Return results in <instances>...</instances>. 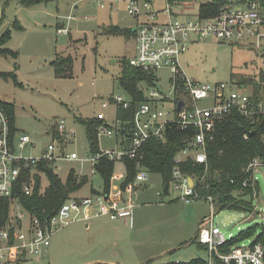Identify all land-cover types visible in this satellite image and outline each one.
<instances>
[{
	"label": "rangeland",
	"instance_id": "rangeland-1",
	"mask_svg": "<svg viewBox=\"0 0 264 264\" xmlns=\"http://www.w3.org/2000/svg\"><path fill=\"white\" fill-rule=\"evenodd\" d=\"M150 1L155 8H164L165 0ZM126 6L123 0L115 1L113 6L105 4L104 8L91 0H32L28 5L23 0H0V36L9 35L0 54V101L15 106V137L30 138V144L18 153L40 157L51 144L57 152L62 149L65 154L76 153L83 161L59 162L54 169L63 182L71 171L76 178H86L87 183L71 197L93 198L121 184L114 178L124 172L119 163L105 189L95 168L97 164L85 161L91 153L83 123L97 122L98 149L114 150L118 146L112 128L109 133L98 134V130L101 126L114 127L117 122L114 97L128 99L118 79L123 61L128 62L135 55V38L131 34L105 33L110 27L126 32L134 28L136 20L127 13ZM58 28L67 29L68 33L59 35ZM57 58L71 59L70 76L55 75L52 63ZM178 61L185 77L200 84H225L247 95H253L258 84L264 101V82L260 81V75L264 76V41L256 49L248 42L230 44L207 38L189 43ZM171 76L168 69L158 70L153 85L156 92L170 100ZM246 80H252V84H243ZM141 88L146 96L150 88ZM104 103L107 108H102ZM209 103L200 101L198 106L207 107ZM165 107L173 109L170 103ZM98 114L103 115L102 121L97 119ZM60 120L65 122L67 131L75 132L65 144L54 135ZM255 177L259 184L257 197L243 198L252 202V211L218 210L214 204L213 223L226 240L254 229V234L240 245L251 242L264 228V169L257 171ZM146 185L139 193L140 205L133 210L130 226L106 217L76 221L56 229L44 256L5 264H175L206 259L207 252L189 242L197 234L199 223L208 226L205 220L211 216L209 203L204 199L180 201L179 192L172 188L165 194L162 178L156 173L149 175ZM47 186L43 177L42 191ZM115 226L120 229H113Z\"/></svg>",
	"mask_w": 264,
	"mask_h": 264
},
{
	"label": "built area",
	"instance_id": "built-area-1",
	"mask_svg": "<svg viewBox=\"0 0 264 264\" xmlns=\"http://www.w3.org/2000/svg\"><path fill=\"white\" fill-rule=\"evenodd\" d=\"M91 1L104 8L105 4L113 6L118 0ZM123 1L127 4V13L136 20V25L132 28L136 51L128 65L152 74L153 84L158 70H170L172 89L169 96L172 99L156 92L153 86L143 85L150 90L144 95L145 101L134 105L130 119L121 120L117 117L114 127L99 128L98 134L109 133L112 128L118 139V146L114 150L99 149L85 161L97 164L101 158H106L112 163H119L124 172L114 177L121 182L117 189L106 190L104 194L95 195L93 198L71 197V193L53 215L40 217L31 215L22 207L13 195L15 191L19 189L23 195L31 196L37 176L40 178L39 192H43L41 181L46 177L38 170L40 162L47 163L54 171L55 164L59 162L83 160L76 153L65 154L62 149L57 152L53 144L48 145L40 157L22 156L18 152L30 144V138L11 134L6 112L0 107V199L9 201L8 218L0 229V264L44 256L56 229L76 221L87 222L97 217H106L112 222L130 219L135 207L140 205L139 193L146 189V182L151 175L143 165L144 147L150 140H164L169 128L184 132L189 129L196 131L191 141L175 154L172 177L168 184H163V191L167 185V194L171 188L177 190V199L180 201L189 203L204 199L209 203L211 216L205 220L208 226H200L197 232V240L207 252V264H214L215 258L222 264H264L262 243L237 245L225 254L219 251L227 240L213 223L214 200L209 195H200L196 189L204 175H189L182 169L190 160L196 165L204 166L205 173L206 145L213 140L217 125L234 111L250 120L264 119V101L261 99L256 102L252 94L234 91L225 84L210 86L189 80L183 74L178 61L179 55L186 51L189 43L207 38L230 44L248 42L254 48L260 49L264 41V0H165L163 9L155 8L150 0ZM201 6L208 9L207 17L201 16ZM214 7L216 10L212 11ZM67 33L64 28L57 30L59 35ZM141 91L144 89L141 88ZM127 97L128 99L114 97L113 101L118 109L127 111L132 108L131 98L128 95ZM204 100H209V105L199 107L198 103ZM179 102H182V106L178 109ZM167 103L172 104L173 109L166 108ZM107 106V103L102 104V108ZM97 119L102 121L104 117L98 114ZM55 134L61 138L63 144L75 136L73 130L65 129V122L62 120L56 123ZM125 162H131L134 166L133 176L129 181ZM261 169H264V163L258 158L251 160L244 169L250 176L248 181L251 185L254 186L255 174ZM242 185L246 187L247 182ZM157 195L162 197L160 192ZM252 196L257 197L255 191Z\"/></svg>",
	"mask_w": 264,
	"mask_h": 264
},
{
	"label": "trees",
	"instance_id": "trees-1",
	"mask_svg": "<svg viewBox=\"0 0 264 264\" xmlns=\"http://www.w3.org/2000/svg\"><path fill=\"white\" fill-rule=\"evenodd\" d=\"M27 5L32 0H23ZM35 2V1H34ZM216 8L212 9L215 11ZM206 6L200 7L202 17L208 16ZM207 13V14H205ZM107 35H133V31L126 32L117 27H110L105 32ZM9 39L7 33L0 36V54L4 52L3 45ZM55 75L57 77H68L71 75L72 61L70 58H57L52 63ZM6 75V74H4ZM260 81L264 82L263 74L260 75ZM118 82L122 89L131 98L132 108L124 111L118 109L117 117L121 120L130 119L134 105L138 102L145 101L141 86H153L154 76L150 73H145L134 69L128 65V62L123 61L121 75ZM243 84H252V80H246ZM242 84V85H243ZM260 85H256L253 90L252 98L258 102L261 100L259 91ZM0 107L6 112L8 117L11 134H15L14 115L15 106L12 103L0 101ZM86 128L87 140L91 154L97 153V122L83 123ZM56 130V127H55ZM54 130V135L55 134ZM195 130L180 131L175 128L167 129L165 139L162 141L150 140L144 147V167L151 173L159 174L163 184H168L172 177V161L175 154L181 150L195 134ZM253 135L250 136V133ZM247 135V138L244 136ZM207 171L204 173V166L196 165L192 161H188L183 166V171L189 175H196L204 178L196 187L198 193L202 196H211L218 210L228 208L230 210H250L252 202H247L243 198L253 199V192L259 189L258 181L251 185L250 176L244 172L248 163L254 158H258L264 163V119L250 120L238 112H232L225 117L216 128L214 138L206 145ZM115 163L108 161L106 158H101L95 166L98 174L105 182V189L110 185V179L113 173ZM38 170L42 172L47 181L48 186L41 193L40 178L36 176V186L31 196L23 195L19 189L13 194L21 203L22 207L31 215L51 216L60 207V205L69 197V194L79 191L86 183L85 177L77 179L71 171L65 182L60 180L53 169L45 162L38 164ZM129 181L133 176V163L125 162ZM247 182L244 187L243 182ZM252 211V210H250ZM9 213V201L0 199V229L4 226ZM198 226V229L200 227ZM198 232V230H197ZM254 234V229H246L239 236L227 240L226 244L221 246L219 251L223 254L229 252L234 246L240 245L245 239ZM196 243L201 249L205 250L197 240V234L189 242ZM251 243H262L264 245V228L254 237ZM144 264H151L145 262ZM173 264V263H168ZM175 264H207L205 259H195L187 263ZM214 264H222L215 258ZM233 264V263H232Z\"/></svg>",
	"mask_w": 264,
	"mask_h": 264
},
{
	"label": "crops",
	"instance_id": "crops-1",
	"mask_svg": "<svg viewBox=\"0 0 264 264\" xmlns=\"http://www.w3.org/2000/svg\"><path fill=\"white\" fill-rule=\"evenodd\" d=\"M131 222H132V217L130 219H128V220L123 221L124 224H127L128 223L129 226L131 225ZM85 227L88 228V225H85ZM92 227H94V226H92ZM113 229H115V230L120 229V226H115ZM46 252H47V250H46Z\"/></svg>",
	"mask_w": 264,
	"mask_h": 264
},
{
	"label": "water",
	"instance_id": "water-1",
	"mask_svg": "<svg viewBox=\"0 0 264 264\" xmlns=\"http://www.w3.org/2000/svg\"><path fill=\"white\" fill-rule=\"evenodd\" d=\"M182 106V102L178 103V109ZM253 135V132L250 133V136ZM164 192L167 194L168 193V187L167 185L164 186Z\"/></svg>",
	"mask_w": 264,
	"mask_h": 264
}]
</instances>
